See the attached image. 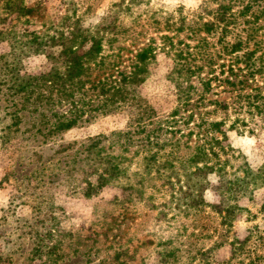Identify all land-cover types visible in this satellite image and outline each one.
Returning <instances> with one entry per match:
<instances>
[{
	"label": "rangeland",
	"instance_id": "1",
	"mask_svg": "<svg viewBox=\"0 0 264 264\" xmlns=\"http://www.w3.org/2000/svg\"><path fill=\"white\" fill-rule=\"evenodd\" d=\"M12 2L31 7L32 13L7 14L6 0H0V264H106L121 247L133 253L130 264H159L164 252L169 254L168 264H202L206 260L264 264V183L248 184L243 191V182L236 181L247 170L264 166V0ZM219 4L232 16L225 40L242 41L240 51L226 56L223 76H230L227 66L232 63L240 70H234V85L213 89L212 98L224 100L229 108L204 116L206 120L226 118V137L214 133L221 142L213 143L217 154L207 161L215 169L188 175L195 167L188 158L203 142L198 134L204 124L198 115L190 116L183 109L170 116L177 101L169 74L173 54L185 43L193 45L207 36L202 22L213 20ZM64 17L79 19L90 29L115 22V31L105 35L104 52H118L123 59L153 43L156 60L149 77L137 88L152 114L142 130L128 126V110L105 115L94 109L97 99L92 90H88L85 113L76 125L64 130L52 126V114L64 112L69 104L40 106L32 103V97L28 100L13 93L5 65L12 60L14 37L25 34V29L45 32ZM213 32L208 35L211 43L220 36L219 29ZM250 51H254L251 60L255 66L248 69L235 56L246 59L242 54ZM47 66L45 56L34 53L22 55L18 63L26 74L41 73ZM234 88L260 93L259 108L242 102L235 110ZM16 109L19 123L11 125L10 112ZM5 129L7 137L3 138ZM126 131L132 139L127 155L134 154L142 142H158L161 152L167 154L163 158L173 159L172 167L163 168L158 175L152 170L151 178L144 181L142 197L133 190L131 200L120 201L123 186L133 183L141 187L135 176L107 183L99 193L86 197L82 189L85 178H96L84 166L88 143L107 136L103 144L113 141L115 152H120L119 143L125 138L111 134ZM170 151L174 154L169 155ZM140 160L139 155L126 162L129 174ZM219 177L226 183L221 191L216 189ZM222 197L224 208L230 211L225 220L221 218L225 211L218 213L212 207Z\"/></svg>",
	"mask_w": 264,
	"mask_h": 264
},
{
	"label": "trees",
	"instance_id": "2",
	"mask_svg": "<svg viewBox=\"0 0 264 264\" xmlns=\"http://www.w3.org/2000/svg\"><path fill=\"white\" fill-rule=\"evenodd\" d=\"M5 8L7 14L30 15L32 13L31 7L15 4L12 0H6ZM231 18V15H227L225 6L219 4L213 20L202 22V31L207 36L197 39L193 45L185 43L173 54L169 77L174 86L177 106L170 116L178 115L183 109L189 111L190 116L198 115L201 118L200 122L204 124L203 131L198 134L203 142L193 148V152L188 158V161L195 165L193 171L188 175L212 173L215 168L213 165H208L207 161H209L210 155L217 154L213 143L221 142L214 136V133H219L221 139L226 137L224 128L226 118L206 120L204 116L217 114L219 111H226L229 108V104L224 100L212 98V95L216 94L213 89L226 84L234 85V81L231 79L232 75L235 73V69L240 70L238 67L235 68V63H232L227 66L231 73L230 76H223L226 56L240 51L242 47L241 40L230 42L224 38ZM116 28L117 24L114 22L113 24L101 23L94 29H90L82 26L79 19L71 21L68 17H64L59 25L52 26L42 33L35 30H23L25 34L22 33L21 36L14 37L11 42L10 56L12 60L6 62L5 65L12 80L13 93L28 100L32 97V103H38L40 106L42 104L50 105L53 102L69 104L70 108L64 112L52 114L55 117V120L51 122L52 126L57 130H64L76 125L78 119L85 113L84 105L90 101V98L86 100L88 90H92L96 92L95 98L97 99L94 109L100 110L105 115L128 110L131 113L128 126L142 130L146 120L150 119L152 114L151 108L143 104L137 88L145 82L151 73V66L156 60L154 46L153 43H147L136 50L132 56H126V59H123V55L118 52L105 53V35L107 32H114ZM217 29L220 30L217 42H209L208 35ZM253 52L250 51L247 54L244 52L242 56L246 59L242 60L236 55V62L242 61L246 68H253L255 66L254 61L251 60ZM31 53L45 56L48 65L45 71L38 74L21 73L18 67L19 58ZM220 59L222 61L218 63ZM251 76H254V73H251ZM87 84L89 86H86ZM262 98L263 96L258 92L246 93L243 88H234L235 110L242 107V102L259 108L256 103ZM189 106H193V109L188 108ZM17 112V109L10 112L11 125L19 123ZM5 131L7 130H4L3 138L7 137ZM130 134V131L111 134L117 138L121 136L125 138L123 142L119 143L120 152H115L113 141L108 146L103 144V141L108 138L107 136L97 137L88 143L85 149L86 162L84 166L91 173H95L96 178L94 181L85 178L86 185L82 189L86 197L99 193L107 183L119 178L129 180L130 176L138 178L141 187L136 188L133 183L126 184L123 186V197L120 201L131 200L133 190L134 193H137V197H142L144 181L151 178L152 170L158 175L163 168L172 167L173 159L163 158L167 154L161 152L162 145L158 142L151 143L148 139L146 143L142 142L134 154L127 155L125 152L128 151V147L132 143ZM153 147L156 148L153 149ZM168 154L173 155L174 152L170 151ZM139 155L141 162L138 164V168L129 174L126 162H130L133 157ZM199 163L203 164L198 165ZM218 170L220 171V169ZM218 180L216 189L221 191L226 183H223L224 178L222 177H219ZM237 180L243 182V191L247 189L248 184L255 186L264 183V166L257 170H247L243 177H239ZM223 198L218 203L212 204V207L218 213L225 211V214L221 216L222 220H225L230 211L229 207L224 208ZM262 206L264 207V204ZM205 253H202V256ZM168 256L169 254L166 252L162 253L159 264H168ZM133 259V253H129L127 248L121 247L114 251L111 260L106 264H130ZM136 264L145 263L141 261ZM202 264L213 263L206 260Z\"/></svg>",
	"mask_w": 264,
	"mask_h": 264
}]
</instances>
